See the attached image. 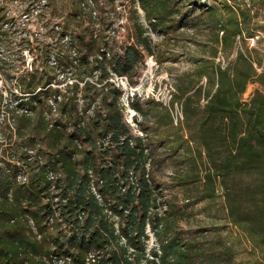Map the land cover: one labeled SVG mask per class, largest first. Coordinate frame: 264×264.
Masks as SVG:
<instances>
[{
    "label": "trees",
    "instance_id": "trees-1",
    "mask_svg": "<svg viewBox=\"0 0 264 264\" xmlns=\"http://www.w3.org/2000/svg\"><path fill=\"white\" fill-rule=\"evenodd\" d=\"M28 1L20 16L34 10L42 18L53 0ZM85 1L76 5L80 26L89 23ZM137 2L148 27L136 21L127 44L108 37L100 44L90 34L83 45L85 72L96 81L81 80V107L76 90L50 98L60 90L46 88L37 70L22 78L19 95L0 92V121L11 119L27 141L12 154L14 164L0 167V264H47L52 253L70 250L69 264H264V50L248 45L264 39V0ZM148 30L163 37L182 30L168 43L185 49L183 39L191 62L174 76L180 124L167 108L145 103L169 155L157 153L147 129L132 133L121 91L109 81L133 82L146 56L164 62ZM72 35L63 31L60 40L74 43ZM249 85L257 88L244 99ZM167 157L169 171L158 162ZM56 214L65 232L53 237L47 222ZM147 227L158 247H147ZM90 252L98 254L94 262L86 260Z\"/></svg>",
    "mask_w": 264,
    "mask_h": 264
},
{
    "label": "rangeland",
    "instance_id": "rangeland-1",
    "mask_svg": "<svg viewBox=\"0 0 264 264\" xmlns=\"http://www.w3.org/2000/svg\"><path fill=\"white\" fill-rule=\"evenodd\" d=\"M77 2L78 0H53L51 5L45 8L42 18L35 17L34 10H31L34 15L25 18L26 16H20L18 10L27 8L28 0H0V92L4 98L9 99L12 94L19 95L20 86L18 84L22 78L28 72L37 70L39 74L46 75L49 83L46 88L60 90V95L51 94L50 98L59 99L63 93L72 96L71 92L76 90V102L81 107L83 104L81 90L84 85L81 80L96 81L95 77H89L85 72L86 65L83 59L85 54L83 45L90 40V34L98 36L99 43H103L102 39L108 37L109 40L113 38L119 45H123L127 44L128 37L133 35L136 21L148 27L144 12L139 7L137 0H86L85 4L89 3L90 7H87L84 16L89 18V23L84 22L81 26L76 20ZM43 24H45L44 27ZM63 31L72 33L75 42H67L66 37L60 40ZM180 32L183 31L172 32L167 37H163L158 32L148 30L154 50L165 53L164 62L158 63L154 57L146 56L145 62L140 65L138 75L133 78V82L129 80L128 83H121L116 77L109 80L115 88L119 84L118 89L122 94V103H120L123 106V120L132 133L143 135V130L147 129L151 134L150 139L157 153L163 152L167 155H169L170 145L159 149L160 137L158 136L162 130L157 132L154 123L155 112L145 103L148 100L155 103L165 102L168 92L173 90L175 74L185 73L191 68L189 57L182 55L183 52L188 54L187 43L182 39L185 49H177L173 43H168V40L172 38L179 40ZM260 36L264 37V35ZM258 38L248 40L249 48L255 47L258 50L260 48L264 50V39L258 43ZM76 48L80 50V54ZM242 50H244L243 46ZM218 58L221 62L225 60L221 54ZM256 88L257 85H249L244 99L249 98ZM133 94H135L134 104L140 106L147 113L146 120L132 108L133 102L125 106ZM51 101H53L51 104L56 106L57 103L54 100ZM50 116L52 119L57 118V114L54 113ZM12 123L11 119H7L6 123L0 121V167H5L6 162L14 164L12 154H15L22 142H27L16 134L14 127H11ZM35 148L38 151H43L38 144ZM162 160L158 159V162L163 167L170 166L171 160L168 157ZM168 169L170 168H167L166 171ZM164 179L167 177H163V182ZM17 180H24L20 172ZM164 192L168 193L169 191ZM177 192V189H170L169 193L172 195ZM58 218L56 214L52 220L47 222V232L53 237L58 231L65 232V226ZM30 225L34 226L32 222ZM189 228L184 226L183 229L188 230ZM150 246L151 241L147 244V247Z\"/></svg>",
    "mask_w": 264,
    "mask_h": 264
},
{
    "label": "built area",
    "instance_id": "built-area-1",
    "mask_svg": "<svg viewBox=\"0 0 264 264\" xmlns=\"http://www.w3.org/2000/svg\"><path fill=\"white\" fill-rule=\"evenodd\" d=\"M224 59V58H223ZM217 61H220V58L217 59ZM225 60H223V64H224ZM116 77L117 80H120V82L124 83H128V78L126 76H114ZM204 82V81H203ZM117 88H119V84L117 85ZM172 91L168 92V98L165 102H159L158 104H160L162 107L167 108L170 111L171 114V118L173 121L174 125H178L183 121V112H182V108L181 106L176 103L173 102V94L175 92V89L172 87ZM134 96L135 94H133L127 101V104L125 106H128L130 104V102L134 101ZM128 98V97H127ZM122 99V94H121V98H120V102ZM204 102V100H202ZM122 103V102H121ZM50 179H54L53 175L50 176ZM94 193L97 195V197L99 198V195L97 194L95 188H93ZM53 218V217H52ZM52 218H50L49 220H52ZM116 220V219H115ZM146 234L148 235L149 239L146 241V243L148 244L151 241V246L150 247H155L157 245L154 235L151 232L150 228L147 227L146 229ZM148 247V248H150ZM76 255V252L74 250H70L67 253H52L47 259L46 262L47 264H69L72 263L74 260V256ZM98 254L96 252H90L88 257L86 258V260L88 262H94L96 260V258Z\"/></svg>",
    "mask_w": 264,
    "mask_h": 264
}]
</instances>
